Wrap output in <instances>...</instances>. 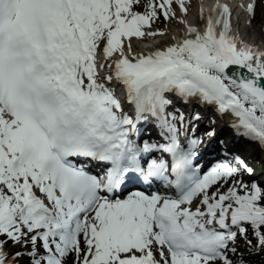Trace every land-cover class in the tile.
I'll list each match as a JSON object with an SVG mask.
<instances>
[{"label": "snow or ice", "instance_id": "snow-or-ice-1", "mask_svg": "<svg viewBox=\"0 0 264 264\" xmlns=\"http://www.w3.org/2000/svg\"><path fill=\"white\" fill-rule=\"evenodd\" d=\"M191 7L0 0V264H264V0Z\"/></svg>", "mask_w": 264, "mask_h": 264}, {"label": "bare ground", "instance_id": "bare-ground-1", "mask_svg": "<svg viewBox=\"0 0 264 264\" xmlns=\"http://www.w3.org/2000/svg\"><path fill=\"white\" fill-rule=\"evenodd\" d=\"M191 4H192V7L190 9L188 18L190 20L196 21L198 19V5L200 4L199 0H193ZM178 28H179V31H181L182 30V25H177L175 27H172L170 30L173 31V32H177ZM160 39H161V37L159 39L155 40V41H150V43H144L143 41H141L139 43H140L141 46H144V45H147V44H152L154 42H158L159 43ZM152 40H154V39L152 38Z\"/></svg>", "mask_w": 264, "mask_h": 264}, {"label": "rangeland", "instance_id": "rangeland-1", "mask_svg": "<svg viewBox=\"0 0 264 264\" xmlns=\"http://www.w3.org/2000/svg\"><path fill=\"white\" fill-rule=\"evenodd\" d=\"M255 36H257V37H259V38L262 39V37H261V35H260V33H259L258 31L255 33ZM263 39H264V38H263Z\"/></svg>", "mask_w": 264, "mask_h": 264}]
</instances>
